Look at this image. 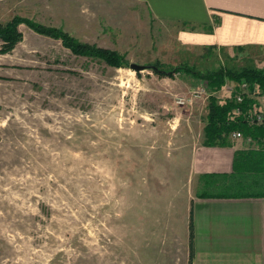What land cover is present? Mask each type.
Segmentation results:
<instances>
[{"label":"rangeland","instance_id":"1","mask_svg":"<svg viewBox=\"0 0 264 264\" xmlns=\"http://www.w3.org/2000/svg\"><path fill=\"white\" fill-rule=\"evenodd\" d=\"M15 16L115 51L126 66L74 55L24 23L0 53V264H192L200 181L189 150L202 142L208 98L223 101L235 84L213 94L203 79L150 68L264 64L245 50L189 48L179 26L134 0H0V24Z\"/></svg>","mask_w":264,"mask_h":264},{"label":"crops","instance_id":"2","mask_svg":"<svg viewBox=\"0 0 264 264\" xmlns=\"http://www.w3.org/2000/svg\"><path fill=\"white\" fill-rule=\"evenodd\" d=\"M134 1L153 19L179 26L178 38L189 48L245 50L249 58L264 64V0ZM236 150L234 144H194L189 150L191 177L232 172ZM190 216L192 264H264V196H195Z\"/></svg>","mask_w":264,"mask_h":264},{"label":"trees","instance_id":"3","mask_svg":"<svg viewBox=\"0 0 264 264\" xmlns=\"http://www.w3.org/2000/svg\"><path fill=\"white\" fill-rule=\"evenodd\" d=\"M24 23L34 32L60 40L74 55L90 57L103 61L109 66L120 68L126 66L123 56L115 51L81 43L64 33L61 29L44 27L20 17H13L5 24H0V40L3 46L0 53L9 52L22 39L18 26ZM239 50V49H236ZM156 74L175 73L188 75L194 79H203L211 93L219 91L226 81L237 86L241 82L249 85L250 91L256 86L260 94H264V68L244 66L239 69L219 68L215 71L201 73L192 66L179 65L164 72L159 66L150 68ZM256 100L244 97L236 103L234 93L223 101L210 96L207 103L205 124L203 127V146L230 147L229 135L233 131L241 133L242 138L256 144V149L236 150L233 158L232 172L223 174H205L199 176L200 190L195 194L199 198H243L264 196V121L250 123L246 118L249 113H256ZM238 111V113H236ZM190 251L193 253V234L190 221ZM191 258V257H190Z\"/></svg>","mask_w":264,"mask_h":264},{"label":"built area","instance_id":"4","mask_svg":"<svg viewBox=\"0 0 264 264\" xmlns=\"http://www.w3.org/2000/svg\"><path fill=\"white\" fill-rule=\"evenodd\" d=\"M229 89L231 90V93H234L235 101L238 104L243 101L244 97H251L255 100H258L257 97H259L260 99L264 100V94H260L256 86H254L253 90L250 91L249 85L245 82H241L237 86H234V88ZM236 113H238V111H236ZM246 118L250 123H261L264 121V113H260L256 109V113H249ZM229 137L236 140L242 138V135L238 131H233Z\"/></svg>","mask_w":264,"mask_h":264},{"label":"water","instance_id":"5","mask_svg":"<svg viewBox=\"0 0 264 264\" xmlns=\"http://www.w3.org/2000/svg\"><path fill=\"white\" fill-rule=\"evenodd\" d=\"M129 68L136 71V72H139L141 70H144L146 67H144L142 65H137V64H130Z\"/></svg>","mask_w":264,"mask_h":264}]
</instances>
